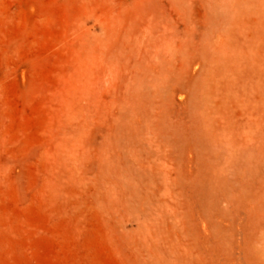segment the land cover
Masks as SVG:
<instances>
[{"label":"rangeland","instance_id":"obj_1","mask_svg":"<svg viewBox=\"0 0 264 264\" xmlns=\"http://www.w3.org/2000/svg\"><path fill=\"white\" fill-rule=\"evenodd\" d=\"M0 264H264V0H0Z\"/></svg>","mask_w":264,"mask_h":264}]
</instances>
